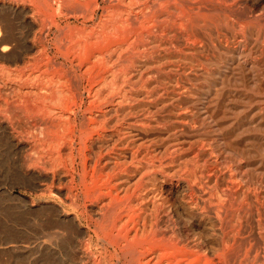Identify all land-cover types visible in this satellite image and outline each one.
<instances>
[{"label":"rangeland","instance_id":"374dc122","mask_svg":"<svg viewBox=\"0 0 264 264\" xmlns=\"http://www.w3.org/2000/svg\"><path fill=\"white\" fill-rule=\"evenodd\" d=\"M33 1L0 0V18H6L4 19V21H2V18V20L0 19V28L4 30L3 33L0 29V36L3 37L2 35H5L7 31H9V34L7 33V37H10L11 34L12 36H14L12 38L10 37V39L8 40L9 46H11V49L10 47L9 49L14 50H12L11 52L9 49H7L6 51L0 50L2 52L0 55V112H2L0 113V121L4 120V122L6 121V123H8L7 120L9 119V117V120H11L15 116L11 111L8 110L9 108L3 102L4 99L2 100V98L6 97L9 98V100H12L13 98L15 99L17 92L16 90H26L27 86L31 87L37 82L39 84V81L43 86H46L44 83L46 82L47 84L49 81L47 85L58 84L64 89L66 88V90L69 89L70 92H76L77 90L81 92V97L84 101L83 106L75 108V112H77L79 122L81 121L80 118L84 113L83 110L85 102H87L86 100H88L90 96V93L88 91L91 85L95 84L97 87L98 85H102L103 83V85L107 86V83L110 81L107 87H113L115 86V84L119 83L120 85L123 84V88H126L124 87V84L126 82L125 86L129 88H126V90L130 91L128 92V94L130 93V96L128 95V98H125L128 100V102L125 103V101L127 100H124L123 105L125 106L126 111L127 109H130V111L126 112V119L124 121L127 122L128 119V121H131L133 119H136L137 116H141L137 117L138 119H141L139 121L137 119L136 123L139 124L141 128L143 127L142 132L144 133L143 134L141 132L139 136L136 135L135 137L138 140H135L137 142L139 141V143H143V159L141 164H144L142 165L143 171L144 169L146 170L144 172L142 171L145 177H143L140 181L138 180L137 182L136 179H131L132 183L130 181V186L133 189L136 188L135 190L137 194L139 193L143 197L146 196L144 197V199L146 198L145 201H143L144 199L142 200L144 202L142 203V211L145 212L146 210V213H150L152 211V196L155 194L156 187L161 184L163 185V194L168 198V204L171 205V209H173V212L175 210L174 214H181L180 217H177L175 215L177 233L179 235L182 234L181 236L187 239L189 238L188 240H190V244L191 246H193V252L187 259L188 261H186V264H264V224L263 221L260 225L255 221L251 222L244 215V210H248L247 202H249V200L247 199V201L246 198L242 199L243 210L241 209L239 211L241 212L239 219H242L240 224L236 223V226L233 227L229 226L228 222L225 223L228 227L227 228L225 226V229L232 230L230 234L232 237L230 236V241L228 240L227 242L228 244L226 243L225 245H223L222 233H220L222 232L221 230L223 229V227L218 224L219 222L215 218V211H217V208L213 207L212 210L208 211L207 209L203 212V210H201V207L194 208L193 204H188L187 202H185V194L189 193L190 189L187 186L186 181L183 180V173H191V175H193L192 172H196L197 169L198 171L204 169V173H208L207 176L210 177L208 180V177H206L205 174L204 181L206 182V184L204 183V188L205 190L208 189L206 190V192H208V195L210 194L211 197L215 195L211 199L212 203L214 202V204H216L217 202L219 203V201L225 200L226 205L228 204V208H230L231 204H234L233 208H237L239 205L235 203L238 202L233 201V197L236 198L233 189H236V187L243 188L244 190H253L252 192L256 193L258 195V198L264 202V0H224V3L223 0L179 1L180 3L177 2L176 4V7L178 8L174 9L173 12L176 17H174L175 19L173 18L175 22L174 31H170V33H167L163 29L162 33H160L161 30L160 32L159 30L158 32L155 30L154 32L158 34V38L156 41L157 43L154 42L153 44L143 47L140 45L139 49L135 50L136 52L127 51L122 53L120 55V59L118 58V56H114L113 60L116 62H114V64L110 66V68H107L109 70H99L98 73L101 75H98L94 71L93 73H91L90 77L89 75H86L87 73L85 74V62H83L85 61V53L86 55H88L87 51L89 50V48L88 46L86 47V44L83 41H85L87 35L90 34V31L92 29L91 27L95 28L94 30L92 29L91 32L99 31V29L97 28L98 26L100 28V25L102 26V22L104 21L103 19L106 16L107 18H110L109 13H112V9L114 11L117 6H120L118 0H98V10L95 11L93 18L86 22H83L85 20L84 16L90 13V11L92 10L91 8H93L94 5V2L91 0H82L83 6L81 12L78 11L73 13V11L64 9L62 10L63 13L62 11H60V13L58 14L57 4L53 3V9H47L45 8V6L43 7V5L45 4L42 1H34V3L37 4V7L32 4ZM39 1L41 2V4ZM192 1L193 3L191 4L190 2ZM181 2H183V4L185 5L187 3V5H183ZM220 2H222V5ZM233 3L235 4V6ZM231 4L233 5V7H230L232 6ZM188 6H190V8H188ZM226 6L228 7L226 8ZM208 7L209 10H207ZM36 8H39L38 11ZM43 8H45L47 12ZM182 8L187 9V11L190 12L186 13L185 17L181 16ZM229 8L230 10H228ZM235 9H237L238 12ZM64 12L67 14L65 15ZM229 12H231V14H229ZM21 13L25 18H22L23 15ZM31 13L35 18L30 15ZM72 13L74 15H72ZM178 13L179 17L176 16ZM18 14L19 16H17ZM228 14L231 16H229ZM69 15L72 16L69 17ZM39 16L42 18H40ZM54 16L55 21H57L55 22V24L52 22ZM48 17L50 18L48 19ZM181 17L183 20H190L188 22H185L181 19ZM43 18L44 20H42ZM177 18L178 21L176 22ZM1 21L3 23L5 22L4 24L7 23L9 25H4ZM35 21L38 23H36ZM40 21H42L41 24H44L41 25ZM169 23L172 25L171 21ZM178 23L183 24V26L179 25ZM12 25L14 27H12ZM6 26L12 28L7 29ZM31 26H34L35 28ZM180 26L182 30L180 29ZM74 27H77L79 30L76 28V31L78 30L76 32ZM79 27H82V29H80ZM184 27H187V29L184 30ZM14 28L15 30H12ZM68 28L70 29L69 33H67L69 31ZM42 30L43 32H41ZM180 31H184V36L186 38H182L183 35H181V38L178 37V34L182 33ZM185 31H187V33L191 36H189ZM74 32L76 33V35H78L79 33L81 34L76 36ZM84 32L87 35H85ZM175 33L178 34L176 35ZM82 34L83 37L84 35L86 37L81 38ZM186 34L188 36H186ZM34 35L37 38H35ZM73 35L76 37H74ZM4 37H6V35ZM68 37H70V39H68ZM173 37L176 38L172 39ZM14 38H17L16 40L18 41L16 42ZM71 38L72 40H74L73 43H70L69 41L71 40ZM77 38H79V47L81 49H78V47L76 49L75 43L77 42V46L79 44ZM163 38L164 41H161ZM114 39L115 38L113 37V39L110 40L111 45H115L118 42L121 43V40ZM184 39L189 41L186 42ZM19 40L20 43H18ZM65 40H67L68 44ZM8 42H3L2 44H0V47L4 44H8ZM34 42L36 43V45L34 44ZM189 42L190 44H188ZM72 44H74L73 46L75 47L76 51H74V47L72 48ZM68 45H70V48ZM81 45L83 47H81ZM31 46L33 48H31ZM84 47H86V51L85 49H82ZM37 48L40 51L38 50L37 52ZM32 50H34L35 52ZM80 51L84 53L81 54ZM9 52L11 53V57ZM75 52L76 54L79 53V56L83 55L82 57L78 56V58L80 59H77L80 61H77V56L74 55ZM3 53L9 55H4ZM35 54H37L38 56L36 55L37 57H33H40L41 59L39 58L36 60L34 58V61L31 57ZM45 55L48 57V59H46L47 57H45ZM59 55H62L61 58ZM49 56L51 58H49ZM70 56H72V59L70 58ZM28 57L30 58L28 59ZM23 59L26 60L24 61ZM74 59H76L75 63L73 61ZM28 60L29 62H27ZM69 60H71V62ZM32 62L34 63L32 64ZM14 63H16V65ZM17 63H19V65H17ZM24 64L27 65L24 66ZM52 64H55V66H53ZM32 65L34 67V70L36 71H33ZM16 67L19 68L18 71ZM45 68L47 70H44ZM80 69H82V71ZM42 70L45 72L48 71V74L42 73ZM32 71L36 74L32 73ZM49 71L54 76L50 74ZM106 74H108L109 77ZM61 75L64 77H61V79L57 80V78H60ZM52 76L53 78H51ZM102 76H104V80ZM47 77L49 80H47ZM118 77L120 78V80L117 79ZM106 78L108 81L105 82ZM91 79L95 80V82H92ZM65 80H68L67 83H65ZM68 82L70 83L68 84ZM16 85H19V87L21 86V89ZM24 85H26V87ZM130 87H132V90L130 89ZM134 87L137 90L138 88L136 87H139V90H135ZM184 88L186 89L184 90ZM143 89H145V91H148L146 95L149 93L151 95L146 96L145 91H142ZM154 89L156 93L158 92L156 95L152 94L151 92ZM180 90L184 91L180 92ZM133 91H141L140 93H142V95L137 96L136 94H132L135 93ZM215 92L216 95L213 96ZM159 93H161V96L158 95ZM131 95H134V97H132ZM148 97L151 99V101ZM214 98L218 99V104L216 105L212 104V101L215 100ZM129 102L131 103V105ZM4 104L5 108H2V105L4 106ZM21 104L27 108V104ZM21 104L18 105L19 108H17V111L19 113V116L17 117L25 118L27 115L25 110L26 108L22 107ZM150 106H152V108ZM153 107H155V109ZM212 110L213 117H211L210 119L209 114H212ZM134 113L136 114V116H134ZM129 114H131V116ZM196 117L197 120L195 119ZM181 119L183 121H181ZM186 120L188 121V123ZM2 121L1 123L3 125L6 124ZM148 121L150 123H147ZM156 123L159 126H157ZM193 125L195 126V128ZM9 128L10 127H8V129ZM8 129L7 132L5 130L4 134V129L0 128V264H83L84 261L86 262L85 264H123L121 260L123 257H121V261L119 260V258H117L119 256L116 255L113 246L108 244V241L105 242V240L103 239H97L98 234L105 235V233L99 231L98 226L94 222H92L95 219L96 215L84 211L86 210L85 208H88L90 206L87 205L86 207L84 201L80 199L79 205L77 207L74 205L75 203L72 202V198L66 196V191L68 193L73 191L79 193L81 191L79 190L80 187L75 191L74 187H71V185L68 184V180L72 173L71 170H69V159L64 160L63 163H59L57 161L54 162V159L50 156L49 157L51 159L49 158V160L46 159V157L48 158V156L46 155L41 156V158L37 155L35 156L27 146L19 148L14 145V140L10 138L9 135L15 134L16 137L18 136V138L25 140L28 138L27 133L23 130L22 133H18L16 129ZM18 130L20 131V129ZM143 136H145L146 138ZM142 138L143 140H141ZM219 139H221V142ZM167 140L171 142L173 150L177 145V149L175 148L173 153V156L175 154V156L173 157L175 158L173 161V166L176 171L173 170V172L170 170L171 172H167V169L165 168H160L162 170L159 171L158 167L157 170L161 173V175L159 173L155 174L153 173L154 170L152 169V167H149L151 166V164L148 165V163H150V147H153L154 145V147H156V145L158 146L166 142ZM172 140L174 141V143L172 142ZM223 143H225V145ZM77 147H79V153H81L83 150L82 148H80L81 145L78 144ZM93 150L99 152L98 147H94ZM145 150L146 152H143ZM79 153H76L78 154V165L76 164V169L74 170V174H76L75 176L77 178L76 182L79 181V174L77 173H82V163L81 159L79 158ZM206 158L209 159L206 160ZM37 160L44 161L42 163L40 162L39 165V162ZM51 160L55 164L50 163ZM143 160L145 161V163ZM146 160H148L149 162ZM32 164L37 165H34L36 168ZM210 166L211 168H213V171H211L212 169L210 168ZM216 166H219V168H217ZM194 167L196 168V170H194ZM38 168H40L42 171ZM120 168L122 169V172L124 174H126V172H130V167L128 165L122 166ZM120 168H118L117 170H119ZM254 168H257V171H255ZM184 169L185 171H183ZM187 169H189V171ZM190 169L192 170L190 171ZM207 169L209 171H207ZM37 170H40L41 174L38 176V178H34L31 174L34 173L36 175ZM229 171H231L230 173L233 174V178ZM58 172H60L62 175L64 173V176H62L61 179V184L57 183L56 180L51 182L50 179H47L51 178V174H56ZM67 172L71 173L68 174ZM166 172L168 174L171 173L170 176H166ZM226 173H228L227 176L225 175ZM172 174L174 176L171 180V185V183L167 181L166 178L171 177ZM210 174L212 175L210 176ZM214 175H217V179ZM46 176L47 178L45 180ZM227 178L228 180H226ZM232 179L235 181H233ZM232 181L236 184H232ZM134 182L137 184L135 185ZM208 183L212 184L210 185ZM225 184H229L232 189L231 193L227 192L228 195L230 194L229 196H227L224 191V189L226 188ZM212 186H214L216 191H218L214 192V188H211ZM222 186H224L225 188ZM220 187L222 188L221 192L224 191V195L219 192V190H221ZM166 188L169 192L164 190ZM209 189L211 190V192ZM218 192L223 198H218L216 196ZM64 200L65 202H63ZM227 200L231 201L229 202ZM205 205L207 206V203ZM83 206H85V208ZM143 207L146 209H143ZM192 208L194 209V211ZM82 209H84L83 212ZM180 209H182L181 212L184 210V213H187V215H184L183 212L181 213L179 211ZM186 209L190 210L191 212H187ZM55 212L56 214L54 215ZM76 213L79 214L80 219L77 222L80 224L79 228L81 227L82 229H79L78 227L71 224L72 222L70 221V216L72 217ZM208 213L211 215L206 216V214ZM231 214L232 213L227 212V218L225 219H230L231 216L229 215ZM212 215L214 217H210ZM63 217H65V219ZM261 217L264 218L263 215H261ZM201 219L204 220L202 221ZM77 222L75 223L78 224ZM76 228H78V231H75ZM258 231L263 232V238H259L258 236H256ZM85 236L87 239L85 238ZM84 242H86V245ZM195 244H197V246H195ZM104 246H106V249L104 248ZM83 247L85 249H83ZM82 250L86 251H84L86 253L85 257H82V255L79 254ZM194 250H196L197 252ZM89 254L91 255L89 256ZM116 258L118 259V261Z\"/></svg>","mask_w":264,"mask_h":264},{"label":"bare ground","instance_id":"6f19581e","mask_svg":"<svg viewBox=\"0 0 264 264\" xmlns=\"http://www.w3.org/2000/svg\"><path fill=\"white\" fill-rule=\"evenodd\" d=\"M31 1V0H28ZM33 1V0H32ZM35 1V0H34ZM33 1V5L35 7H37V4H35ZM37 1V0H36ZM35 1V2H36ZM42 1L45 5H43V7L45 6V8L47 9H51L52 8V4H57V14L60 13V11L66 9L68 11H73L74 12H78V11H82V0H40ZM39 1V2H40ZM94 2L93 8H91L92 10L90 11V13H86L87 15L84 16L85 20L83 22H86L90 19L93 18V15L95 13L96 10H98V0H91ZM179 1H185V0H118L119 5L115 8V10L113 11L112 9V13H109L110 18H107V16L101 21L102 22V26L100 25V28L98 26L97 29H99V31H95V32H91L92 29L94 30L95 28L91 27V31L90 34L87 35L85 32L84 34L87 35V37L84 35V37H86V40L83 41L86 44V47L88 46L89 50L88 55H86L85 53V62L84 63V69H85V74L89 77L91 75V73H93L95 71V73H97L98 75H101L98 73V71H103L104 69L110 68V66H112L114 64L113 57L114 56H118V58L120 59V55L124 52L127 51H133L136 52L135 50L139 49V46L141 45L143 46H148L150 44H153L154 42L157 41L158 38V34L156 32H154L155 30L158 32L163 31V29L168 33H170V31H174V20L173 18L175 17L174 15V9L178 8L176 7L177 2L180 3ZM194 1V0H193ZM190 2L191 4L193 3ZM198 1V0H197ZM220 1V0H219ZM105 2V1H104ZM188 2V1H187ZM203 2V1H202ZM210 2V1H209ZM213 2V1H211ZM218 2V1H217ZM226 2V1H225ZM24 3V2H23ZM30 3V2H29ZM42 3V4H43ZM183 4V2H181ZM205 3V2H204ZM222 5V2H220ZM219 3V4H220ZM224 3V0H223ZM227 3V2H226ZM17 4V3H16ZM25 4V3H24ZM41 4V2H40ZM213 4V3H212ZM234 4V3H233ZM88 5V4H87ZM111 5V4H110ZM185 5V4H183ZM187 5V3H186ZM185 5V6H186ZM189 5V4H188ZM205 5V4H204ZM207 5V4H206ZM232 5V4H231ZM32 6V5H30ZM192 6V5H191ZM195 6V5H194ZM193 6V7H194ZM203 6V5H201ZM209 6V5H208ZM235 6V4H234ZM12 7V5H11ZM24 7V5H23ZM29 7V5H28ZM106 7V6H105ZM200 7V6H199ZM211 7V5H210ZM216 7V6H215ZM219 7V6H218ZM228 6H226L227 8ZM230 7H233L230 6ZM16 8V6H15ZM20 8V7H19ZM27 8V7H26ZM43 8V9H45ZM184 8V7H183ZM181 9L182 13L181 16L185 17L186 13H188L189 11H187V9ZM188 8H190V6H188ZM205 8V7H204ZM23 9V8H22ZM20 9V10H22ZM37 9V8H36ZM39 9V8H38ZM37 9V11H38ZM53 9V8H52ZM106 9V8H105ZM199 9V8H197ZM206 9V8H205ZM222 9V8H221ZM10 10V9H9ZM15 10V9H14ZM25 10V9H24ZM46 10V9H45ZM111 10V9H110ZM209 10V7L208 9ZM230 10V8L228 9ZM226 10V11H228ZM237 10V9H235ZM52 11V10H51ZM107 11V10H106ZM225 11V12H226ZM233 11V10H232ZM231 11V12H232ZM12 12V11H11ZM18 12V11H17ZM27 12V11H25ZM29 12V9H28ZM33 12V10H32ZM35 12V11H34ZM44 12V11H43ZM47 12V10H46ZM231 12H229V14H231ZM238 12V10H237ZM19 13V12H18ZM37 13V12H36ZM63 13V11H62ZM65 13V12H64ZM72 13V15H74ZM85 13V12H84ZM106 13V12H105ZM190 13V12H189ZM193 13V12H192ZM191 13V14H192ZM236 13V12H235ZM22 14V13H21ZM20 14V15H21ZM26 14V13H25ZM43 14V13H42ZM67 13H65L66 15ZM228 14V15H229ZM23 15V14H22ZM21 15V16H22ZM32 15V13L30 14ZM29 15V16H30ZM45 15V14H44ZM72 15H69L72 16ZM179 13L176 15L177 17ZM238 15V13H237ZM236 15V16H237ZM2 16V15H1ZM19 16V14L17 15ZM36 16V15H35ZM49 16V15H48ZM64 16V15H63ZM231 16V15H229ZM27 17V16H26ZM31 17V16H30ZM28 17V18H30ZM33 17V15H32ZM38 17V15H37ZM40 17V16H39ZM81 17V16H80ZM238 17V16H237ZM2 18V17H1ZM0 18V19H1ZM11 18V17H10ZM22 18H25L24 15L22 16ZM35 18V17H33ZM42 18V17H40ZM46 18V16H45ZM50 17H48L49 19ZM53 18V17H51ZM65 18V17H64ZM76 18V17H75ZM141 18V19H139ZM176 18V17H175ZM174 18V19H175ZM187 18V17H186ZM185 18V19H186ZM189 18V17H188ZM3 19V18H2ZM1 19V20H2ZM6 19V18H4ZM4 19L2 21H4ZM180 19V18H179ZM182 19V17H181ZM8 20V18H7ZM24 20V19H23ZM34 20V19H33ZM32 20V21H33ZM44 20V18L42 19ZM47 20V19H46ZM58 20V18H57ZM114 20V23H113ZM183 20V19H182ZM190 20V19H189ZM188 20V21H189ZM198 20V19H197ZM1 21V22H2ZM6 21V20H5ZM27 21V20H26ZM31 21V20H30ZM37 21V20H36ZM35 21V22H36ZM49 21V20H48ZM171 21L172 25L169 23ZM178 21V18L176 19V22ZM183 21H187V20H183ZM187 21V22H188ZM12 22V21H11ZM28 22V21H27ZM42 21H40L41 24ZM45 22V21H44ZM52 22L55 24V16L52 20ZM81 22V21H80ZM100 22V23H101ZM5 23V22H4ZM2 22V24H4ZM38 23V22H36ZM7 24V23H6ZM4 24V25H6ZM44 24V23H42ZM41 24V25H42ZM179 24V23H178ZM185 24V23H184ZM9 25V24H7ZM31 25V24H29ZM35 25V24H34ZM182 25L183 24H179ZM87 26V25H86ZM89 26V25H88ZM97 26V25H96ZM3 27V26H1ZM5 27V26H4ZM7 27V26H6ZM12 27H14L12 25ZM11 27V28H12ZM34 27V26H31ZM40 27V26H39ZM48 27V26H47ZM50 27V26H49ZM78 27V26H77ZM76 27V28H77ZM95 27V26H94ZM10 27H7V29ZM10 28V29H11ZM35 28V27H34ZM42 28V26H41ZM75 28V27H74ZM75 28V31H76ZM80 28V27H79ZM84 28V25H83ZM177 28V27H176ZM185 28V27H184ZM1 29V28H0ZM6 29V28H5ZM9 29V30H10ZM33 29V28H32ZM39 29V28H38ZM44 29V27H43ZM69 29V28H68ZM78 29V28H77ZM82 29V27L80 28ZM181 29V26H180ZM187 27L184 29L186 30ZM12 30H15L12 29ZM35 30V29H34ZM79 30V29H78ZM77 30V31H78ZM177 30V29H176ZM182 30V29H181ZM1 31L4 33V30L1 29ZM37 31V30H36ZM76 31V32H77ZM89 31V30H87ZM6 32V31H5ZM43 32V30L41 31ZM40 32V33H41ZM70 32V29L67 33ZM178 32V31H177ZM182 32V31H180ZM187 33V31H185ZM191 32V31H190ZM189 32V33H190ZM2 33V34H3ZM7 33L9 34V31H7ZM7 33L5 34L7 37ZM37 33V32H36ZM39 33V34H40ZM72 33V32H71ZM79 33V32H78ZM89 33V32H88ZM165 33V32H164ZM74 34L76 35V33L74 32ZM81 33H79L78 35H80ZM176 35L178 33H175ZM180 34V35H179ZM178 37L181 38V35H183L182 38H184V31L182 33H179ZM188 34V33H187ZM186 34V36H188ZM5 35H2L3 37L0 36V44H2L3 42H8V40L10 39V37H14L11 36L8 38L4 37ZM67 35V34H66ZM76 35V36H78ZM172 35V33H171ZM16 36V35H15ZM35 36V35H34ZM39 36V35H38ZM68 36V35H67ZM74 36V35H73ZM72 36V37H73ZM74 36V37H76ZM164 36V34H163ZM175 36V35H174ZM191 36V35H189ZM17 37V36H16ZM80 37V36H79ZM83 34L81 38H84ZM113 37L115 38L114 40H121V43H114L115 45H111L110 40L113 39ZM168 37V35H167ZM18 38V37H17ZM17 38H14L15 41L17 42L18 40H16ZM35 38H37L35 36ZM64 38V37H63ZM176 37H173L172 39H174ZM178 38V39H179ZM186 38V37H185ZM19 39V38H18ZM39 39V38H38ZM68 39H70V37H68ZM75 39V38H74ZM188 39V38H187ZM34 40V38H33ZM36 40V39H35ZM77 40L79 41V38H77ZM75 40V41H77ZM83 40V39H82ZM81 40V42H82ZM171 40V38H170ZM185 40V39H184ZM183 40V41H184ZM11 41V40H10ZM38 41V40H37ZM35 41V42H37ZM63 41V40H62ZM67 43V40H65ZM70 43L74 40H69ZM159 41V39H158ZM164 41V38L161 40ZM167 41V40H165ZM178 41V40H177ZM176 41V42H177ZM186 42H188L189 40H185ZM33 42V41H32ZM34 42V44L36 45V43ZM64 42V41H63ZM182 42V41H181ZM15 43V42H14ZM20 43V40L19 42ZM69 43V44H70ZM78 46H77V42L75 43L76 45V49L78 47V49H81L79 47L80 45V41L78 42ZM110 43V44H109ZM157 43V42H156ZM161 43V42H160ZM159 43V44H160ZM164 43V42H163ZM180 43V42H179ZM184 43V42H183ZM31 44V43H30ZM32 44V45H34ZM39 44V43H38ZM68 44V43H67ZM82 44V43H81ZM135 46H134V45ZM190 44V42L188 43ZM12 45V44H10ZM41 45V44H40ZM74 44H72V48ZM83 45V44H82ZM81 45V47H83ZM157 45V44H156ZM16 46V45H15ZM14 46V48H15ZM43 46V45H42ZM70 48V45H68ZM159 46V45H158ZM11 49V46H9V42L8 44H4L0 47L1 51H6L7 49ZM17 47V46H16ZM82 48L83 50L86 48ZM194 47V46H193ZM29 48V46H28ZM31 48H33L31 46ZM43 48V47H42ZM46 48V47H45ZM44 48V49H45ZM68 48V49H69ZM71 48V50H72ZM141 48V47H140ZM147 48V47H146ZM150 48V47H149ZM9 49V50H10ZM43 49V50H44ZM75 47H74V51H76ZM143 49V48H142ZM14 50V49H12ZM10 50V52L12 51ZM35 50V49H34ZM32 50V51H34ZM38 48H37V52H38ZM70 50V51H71ZM82 50V51H83ZM0 51V55L1 52ZM40 51V50H39ZM46 51V50H45ZM73 51V52H74ZM81 52V54H83ZM86 51V49H85ZM9 52V53H10ZM35 52V51H34ZM59 52V51H58ZM78 52V50H77ZM8 53V52H7ZM50 53V52H49ZM64 53V52H63ZM67 53V52H66ZM70 53V52H69ZM72 53V52H71ZM4 54V53H3ZM2 54V55H3ZM42 54V52H41ZM47 54V53H46ZM55 54V53H53ZM58 54V53H56ZM74 54V53H73ZM79 54V53H78ZM78 54H75L78 58ZM127 54V53H126ZM4 55H9V54H4ZM26 55V53H25ZM23 55V56H25ZM37 54L35 55H30L31 58H33V60L35 61V59H39L36 58ZM40 55V54H39ZM72 55V54H71ZM36 56V57H33ZM52 56V55H51ZM60 56V55H59ZM62 56V55H61ZM60 56V58H61ZM66 56V55H65ZM81 56V55H80ZM79 56V57H80ZM83 56V55H82ZM81 56V57H82ZM6 57V56H5ZM10 57H11V53H10ZM27 57V56H25ZM28 57V59L30 58ZM45 57H47L45 55ZM75 57V56H73ZM3 58V57H2ZM7 58V57H6ZM20 58V57H19ZM35 58V59H34ZM43 58V57H42ZM49 58H51L49 56ZM53 58V57H52ZM69 58V57H68ZM65 58V59H68ZM70 58L72 59V56H70ZM83 58V59H84ZM21 59V58H20ZM41 59V58H40ZM48 59V57L46 58ZM57 59V58H56ZM76 59H74V63L76 62ZM80 59V58H78ZM77 61H80L78 60ZM82 59V58H81ZM124 59V57H123ZM126 59V58H125ZM24 60V59H23ZM26 60V59H25ZM24 60V61H25ZM44 60V59H43ZM42 60V61H43ZM10 61V60H9ZM14 61V60H12ZM23 61V62H24ZM39 61V60H38ZM60 61V59H59ZM71 62V60H69ZM29 62V60L27 61ZM41 62V61H40ZM39 62V63H40ZM63 62V61H62ZM25 63V62H24ZM34 62H32L33 64ZM80 63V62H79ZM16 65V63H14ZM29 64V63H28ZM31 64V62H30ZM50 64V63H49ZM73 64V63H72ZM17 65H19V63H17ZM27 64H24V66ZM42 65V64H41ZM53 65V64H52ZM51 65V66H52ZM64 65V64H63ZM70 65V64H69ZM76 65V64H74ZM78 65V64H77ZM45 66V65H43ZM55 66V64L53 65ZM52 66V67H53ZM71 66V65H70ZM33 67V65H32ZM36 67V66H35ZM42 67V66H41ZM80 67V66H79ZM64 68V67H63ZM68 68V66H67ZM83 68V67H82ZM17 71H18V67H16ZM21 69V68H20ZM41 69V68H40ZM54 69V68H53ZM60 69V68H59ZM44 70H47L46 68ZM57 70V69H56ZM76 70V69H75ZM82 71V69H80ZM109 70V69H107ZM33 71L34 67H33ZM32 71V73H34ZM39 71V70H38ZM43 71V70H42ZM41 71V72H42ZM15 72V71H14ZM22 72V71H19ZM18 72V73H19ZM58 72V71H57ZM67 72V71H66ZM78 72V71H77ZM84 72V71H83ZM82 72V75H83ZM215 72V71H214ZM40 73V72H39ZM42 73H47L48 71H43ZM41 73V74H42ZM50 73V71H49ZM54 73V72H53ZM111 73V71H110ZM36 74V73H34ZM52 74V73H50ZM68 74V73H67ZM109 74V73H108ZM108 74H106L108 76ZM26 75V74H25ZM39 75V74H38ZM53 75V74H52ZM64 75V74H63ZM80 75V74H79ZM105 75V74H104ZM37 76V75H36ZM47 76V75H46ZM49 76V75H48ZM54 76V75H53ZM53 76L51 78H53ZM93 76V75H92ZM50 77V76H49ZM61 77L64 76H60V78H57V80L61 79ZM86 77V76H84ZM101 77V76H100ZM103 80H104V76ZM106 77V76H105ZM109 77V76H108ZM205 77V76H204ZM35 78V77H33ZM55 78V77H54ZM75 78V77H74ZM92 78V77H91ZM66 79V76H65ZM85 79V78H84ZM95 79V78H94ZM97 79V78H96ZM102 79V78H100ZM117 79L120 80V78L118 77ZM47 80L48 77H47ZM52 80V79H51ZM50 80V83H51ZM56 80V79H55ZM75 80V79H74ZM87 80V78H86ZM92 80V79H91ZM124 80V79H123ZM16 81V80H15ZM54 81V80H53ZM66 81V80H65ZM68 81V80H67ZM67 81L65 83H67ZM95 82V80H92V82ZM108 81L107 78L105 80V82ZM115 81V80H114ZM126 81V80H125ZM28 82V81H27ZM60 82V81H58ZM91 82V83H92ZM104 82V83H105ZM110 82V81H109ZM109 82L107 83L109 85ZM49 83V81H48ZM47 83V84H48ZM56 83V82H55ZM70 82H68L69 84ZM87 83V82H86ZM113 83V82H112ZM124 83V82H121ZM128 83V82H127ZM30 84V82H29ZM28 84V85H29ZM33 84V83H32ZM31 84V85H32ZM46 86H43L39 84L38 82L33 86L29 87L26 85H24L26 87V90H16V96L15 99L13 98L12 100L9 98L4 97L2 94V96L4 98H2L3 102L6 104V106L9 108L8 110L11 111L14 115V120H7L8 123H6V121L4 122V120L2 121L3 123L6 124H2L0 121V128L4 129V134H5V130L7 132L8 127L13 128L14 130L16 129L18 133H22V130L25 131L27 133L28 138L25 140H22L20 138H18V136L16 137L15 134H9L10 138H12L14 141V145H16L17 147H24L27 146L28 149L30 151H32L34 153V155L39 156L41 158V156H48V158L46 157V159L49 160V158H53L54 162L57 161L59 163H63L64 160L69 159V170H71V176L68 180V184L71 185V187H74V190L76 191L77 188L80 187L79 190H81L79 193L78 192H70L68 193L66 191V196L71 197L72 198V202H74L75 206L78 207L79 205V201L80 199H82L84 201L85 206L88 208H85V206H83L86 210L82 209L86 211V212H90L93 213L94 215H96L95 219L92 221L94 222L98 228L99 231L105 233V235H100L98 234V238L103 239L106 241H108V244L113 246L114 252L116 253V255H118L119 260L121 259V257H123L122 263L123 264H186L188 261L187 259L189 258V256L191 255L192 251V247L190 244V240H188L187 238L181 236L182 234H178L177 230H176V218L173 209H171V205L168 204V198L166 196H164L163 194V185H158L155 189V194L152 196L153 200H151L152 202V211L150 213H146L142 211V203H144L143 201H145L144 197L146 196H142L139 193H136V188H132L130 186V181L132 183L131 179H136V182L139 180H142L144 176L143 172L146 171L144 169L143 171V166L144 164L142 163V145L143 143H139V141L137 142L136 140V135L139 136V134L143 131V127L141 128L139 124H137V117H141V116H137L136 119H133L131 121H124L126 118V112L130 111V109L126 111L125 106L123 105V101L127 100L125 99L126 97L128 98V92H130L129 90H126V88H128L127 86L123 88L122 85L123 84H115V86L113 87H107L106 85H98L96 87V85H91L89 88V93L90 96L88 98V100H86L87 102H85V106H84V113L83 116L80 118L81 121H78V116H77V112H75V108L77 107H81L83 106V99L81 97V92L80 91H74V92H70L69 89L66 90V88L64 89L63 87H61L60 85H47L46 82L44 83ZM60 84V83H59ZM64 84V83H63ZM62 84V85H63ZM90 84V83H89ZM100 84V83H98ZM23 85V84H22ZM87 85V84H86ZM206 85V83H205ZM19 87V85H16ZM23 86V87H24ZM94 86V87H93ZM111 86V85H110ZM130 86V85H129ZM21 87V86H20ZM19 87V88H20ZM22 87V88H23ZM24 87V88H25ZM29 87V88H28ZM68 87V86H65ZM83 87V86H82ZM81 87V88H82ZM147 87V86H146ZM23 88V89H24ZM86 88V87H85ZM132 87H130L131 89ZM139 90V87H136ZM143 88V87H141ZM145 88V87H144ZM148 88V87H147ZM146 88V89H147ZM150 88V87H149ZM188 88V87H187ZM16 89V88H15ZM21 89V88H20ZM71 89V88H70ZM129 89V88H128ZM135 89V87H134ZM163 89V88H162ZM186 88H184L185 90ZM189 89V88H188ZM187 89V90H188ZM217 89V88H216ZM14 90V89H13ZM72 90V89H71ZM81 90V89H80ZM132 90V89H131ZM137 90V89H135ZM137 90V91H138ZM184 90H180L184 91ZM136 91V92H137ZM142 91H145V89H143ZM5 92V91H4ZM135 92V91H133ZM132 93V94H136L138 95H142V93L137 92V93ZM152 94L156 95V91L155 89L151 91ZM179 92V91H178ZM193 92V91H192ZM88 93V94H89ZM146 93H148V91H145V95ZM173 93V92H172ZM169 94V93H168ZM188 94V92H187ZM151 94H147L146 96H150ZM159 96H161V93L158 94ZM167 95V94H166ZM186 95V94H185ZM216 95V92L213 94V96ZM1 96V97H2ZM87 96V95H86ZM130 96V95H129ZM132 97H134V95H131ZM169 96V95H168ZM172 96V95H171ZM177 96V95H176ZM197 96V95H195ZM212 96V95H211ZM141 97V96H140ZM152 97V96H151ZM155 97V96H154ZM165 97V96H164ZM173 97V96H172ZM131 98V97H130ZM129 98V100H130ZM149 98V97H148ZM147 98V100H148ZM176 98V97H175ZM1 99V98H0ZM132 99V98H131ZM150 99V98H149ZM153 99V98H152ZM215 100L212 101V104L216 105L218 104V99L214 98ZM16 100V101H15ZM146 100V99H145ZM154 100V99H153ZM152 100V101H153ZM151 101V99H150ZM169 101V100H168ZM209 101V99H208ZM128 102L125 101V103ZM140 102V101H139ZM172 102V101H171ZM21 103H25L27 104V108L24 107ZM130 103V102H129ZM128 103V104H129ZM176 103V102H175ZM1 104V103H0ZM3 104V103H2ZM5 104L4 106L2 105V108H5ZM22 105V107L26 108V117L25 118H19L17 116H19V113L17 111L18 105ZM136 104V103H135ZM157 104V102H156ZM169 104V103H168ZM208 104V103H207ZM131 105V103H130ZM134 105V104H133ZM139 105V104H138ZM200 105V104H199ZM1 106V105H0ZM144 106V105H142ZM149 106V105H148ZM181 106V105H180ZM137 107V106H136ZM152 108V106H150ZM164 107V106H163ZM130 108V107H129ZM142 108V107H141ZM155 109V107H153ZM7 109V108H6ZM4 109V110H6ZM138 109V108H137ZM79 110V109H78ZM135 110V109H134ZM174 110V109H173ZM133 111V110H132ZM150 111V110H149ZM180 111V110H179ZM189 111V110H188ZM187 111V112H188ZM4 112V111H3ZM169 112V111H168ZM183 112V110H182ZM181 112V113H182ZM185 112V113H187ZM206 112V111H205ZM2 113V112H0ZM7 113V112H6ZM136 113V112H135ZM134 113V114H135ZM149 113V112H148ZM147 113V114H148ZM194 113V112H193ZM192 113V114H193ZM9 114V113H8ZM7 114V115H8ZM24 114V113H23ZM79 114V113H78ZM137 114V113H136ZM136 114L134 116H136ZM152 114V113H151ZM150 114V115H151ZM131 116V114H129ZM146 115V113H145ZM222 115V113H221ZM2 116V115H1ZM192 116V115H191ZM3 117V116H2ZM148 117V116H147ZM209 117L211 119V117H213V110H212V114H209ZM8 118V117H6ZM129 118V117H128ZM161 118V117H160ZM141 119V118H140ZM138 119V121L140 120ZM143 119H144V115H143ZM142 119V120H143ZM151 119V117H150ZM154 119V117H153ZM165 119V118H164ZM197 120V117L195 118ZM136 120V121H135ZM141 120V121H142ZM135 121V122H134ZM144 121V120H143ZM181 121H183L181 119ZM187 121V120H186ZM171 122V121H170ZM185 122V121H184ZM206 122V121H205ZM132 123V124H131ZM143 123V122H142ZM141 123V124H142ZM145 123V122H144ZM147 123H150L149 121ZM188 123V121H187ZM154 124V123H153ZM157 124V123H156ZM152 125V124H151ZM170 125V124H169ZM192 125V124H191ZM26 126V127H25ZM148 126V125H146ZM154 126V125H153ZM157 126H159L157 124ZM194 126V125H193ZM150 127V125H149ZM202 127V126H201ZM219 127V126H218ZM9 128V129H10ZM147 128V127H146ZM161 128V127H160ZM166 128V127H165ZM192 128V127H191ZM195 128V126H194ZM8 129V130H9ZM20 129V131L18 130ZM149 129V128H148ZM152 129V128H151ZM154 129V128H153ZM184 129V128H183ZM193 129V128H192ZM157 130V129H155ZM161 130V129H160ZM175 130V129H174ZM12 131V130H10ZM145 131V130H144ZM210 131V130H209ZM9 133V131H8ZM143 133V132H142ZM150 133V132H149ZM153 133V132H152ZM155 133V132H154ZM160 133V132H159ZM166 133V132H165ZM180 133V132H179ZM253 133V132H252ZM7 134V133H6ZM144 134V133H143ZM156 134V133H155ZM8 135V134H7ZM158 135V134H157ZM222 135V134H221ZM149 136V135H148ZM9 137V136H8ZM135 137V138H134ZM145 137V136H143ZM164 137V136H163ZM172 137V136H171ZM139 138V137H138ZM146 138V137H145ZM182 138V137H181ZM180 138V139H181ZM185 138V137H184ZM136 139V140H135ZM169 139V138H168ZM171 139V138H170ZM179 139V140H180ZM183 139V138H182ZM189 139V138H187ZM256 139V138H255ZM140 140V139H139ZM143 140V138L141 139ZM221 142V139H219ZM258 140V139H257ZM145 141V140H144ZM143 141V142H144ZM153 141V140H152ZM172 142L174 143V141L172 140ZM149 143V142H146ZM80 144L83 150L81 153H79V147H77V145ZM177 144V143H176ZM225 145V143H223ZM147 145V144H146ZM151 146V145H150ZM155 146V145H154ZM150 147L149 150V160L152 169L154 170L153 173H159L161 175V173L159 172L160 168H165L168 171H176L174 166H173V161L175 158H173L175 156H173L174 150L176 148V146L172 147V144L169 140H167L166 142L160 144V145H156V147ZM94 147H98L99 148V152H96L93 150ZM180 147V146H179ZM147 149V148H146ZM149 149V148H148ZM177 149V148H176ZM225 150V149H224ZM79 153V158L81 159V163H82V173H77L79 174V181L76 182V174H74V170L76 169V164H77V158H78V154ZM143 152H146L143 151ZM32 153V154H33ZM96 155V157H95ZM50 156V157H49ZM144 156V155H143ZM196 156V155H195ZM221 156V155H220ZM148 157V156H147ZM50 158V159H51ZM37 159V158H36ZM43 159V158H42ZM45 159V157H44ZM52 159V160H53ZM146 159V158H144ZM209 159V158H208ZM206 158V160H208ZM50 163H54V162ZM39 162L42 163L43 161L41 160H37ZM144 161V160H143ZM210 161V160H209ZM226 161V160H225ZM37 162V163H38ZM67 162V161H66ZM208 162V161H207ZM145 163V161H144ZM209 163V162H208ZM217 163V161H216ZM55 164V163H54ZM223 164V163H222ZM33 166L35 164H32ZM52 165V164H51ZM78 165V164H77ZM129 166L130 167V172L126 174H124L122 172V169L120 167L122 166ZM146 165V166H148ZM37 166V165H35ZM34 166V167H35ZM68 166V165H67ZM199 166V165H198ZM58 167V166H57ZM159 167V171L157 170V168ZM217 168H219V166H216ZM32 168V167H31ZM36 168V167H35ZM41 168V167H40ZM38 168V169H40ZM44 168V167H43ZM66 168V167H65ZM118 168H120L119 170H117ZM174 168V169H173ZM197 168V166H196ZM196 168L194 167V170H196ZM202 168V167H200ZM205 168V166H204ZM207 168V167H206ZM209 168V167H208ZM211 168V166H210ZM54 169V167H53ZM79 169V168H78ZM147 169V168H146ZM213 171V168H211ZM41 170V169H40ZM37 170L36 175L33 173L31 174L34 178H38V176L41 174V171ZM45 170V169H44ZM67 170V169H66ZM128 170V171H129ZM189 171V169H187ZM192 169H190L191 171ZM204 170V169H203ZM203 170H199L197 169V171L193 173V175L188 174H184L183 171H185V169L182 171L183 173V180L186 181L187 186L190 189V192L185 194L184 197V201L187 202L188 204H193L194 208H199L201 207L204 211H206L208 209V211L212 210L213 207L217 208V211H215V218L218 220V224H220L223 229L221 230L222 232V242L223 245H225L228 240L230 241V234L232 232V230L230 229H225L226 226V222H228L229 226H236V223L240 224L241 220L239 219L240 213L239 212L242 209L243 206V198L246 200L248 199L249 202L247 205L248 210H244V215L246 216V218H248L251 222L255 221L257 224H261V222L263 221L264 224V218L261 217V215H263L264 217V202L262 200H260L258 198V195L254 192H252L253 190H244L243 188H239L236 187V189L234 190V194L236 195V198L233 197V201L234 202H238L235 203L237 205H239L237 208H233L234 204L230 205V208H228V204L226 205L225 200L219 201V203L217 202L216 204H214V202H211L212 197L210 196V194L208 195V192H206V189L204 188V185L206 184V182L204 181L205 179V174ZM226 170V169H225ZM224 170V171H225ZM255 171H257V168H254ZM47 171V170H46ZM55 171V170H54ZM65 171V170H64ZM79 171V170H78ZM77 171V172H78ZM125 171V170H124ZM127 171V170H126ZM143 171V172H142ZM165 171V170H164ZM170 171V172H171ZM173 171V172H174ZM207 171H209L207 169ZM57 172V171H56ZM61 172V171H60ZM58 172V173H53L51 174V178H47V176L45 177L47 179H50L51 182H53L54 180L57 181V183L61 184V179L63 175ZM66 172V171H65ZM166 172V173H167ZM231 171H229L230 173ZM44 173V171H43ZM68 173V172H67ZM68 173V174H70ZM147 174V172H146ZM171 174V173H170ZM170 174H166V176H170ZM178 174V173H177ZM208 174V173H207ZM207 179L209 180V176ZM213 174V173H212ZM210 174V176L212 175ZM228 173H226L225 175L227 176ZM231 176L233 175L232 173H230ZM47 175V174H46ZM66 175V174H65ZM180 175V173H179ZM182 175V174H181ZM224 175V176H225ZM67 176V175H66ZM173 174L171 177L166 178L167 181H169L170 183L172 182V178H173ZM215 176V175H214ZM217 176V175H216ZM215 176V177H216ZM221 176V175H220ZM223 176V177H224ZM42 177V176H41ZM57 177V178H55ZM147 177V175H146ZM222 177V178H223ZM233 178V176H232ZM40 179V178H39ZM65 179V180H66ZM217 179V177H216ZM214 179V180H216ZM41 180V179H40ZM177 180V179H176ZM228 180V178L226 179ZM231 180V179H229ZM233 180V179H232ZM235 181V180H233ZM232 181V184H234L235 182ZM64 182V181H63ZM66 182V181H65ZM162 182V181H160ZM230 182V181H229ZM244 182V181H243ZM50 183V182H49ZM135 183V182H134ZM205 183V184H204ZM222 183V182H220ZM227 183V181H226ZM51 184V183H50ZM67 184V183H66ZM137 183H135L136 185ZM159 184V183H158ZM179 184V183H178ZM183 184V183H181ZM208 184H212V183H208ZM236 184V183H235ZM234 184V185H235ZM52 185V184H51ZM54 185V184H53ZM79 185V186H78ZM172 185V183H171ZM209 185V186H210ZM221 185V184H220ZM232 185V186H234ZM240 185V184H239ZM244 185V184H243ZM66 186V185H65ZM138 186V185H137ZM156 186V185H155ZM246 186V185H245ZM51 187V186H50ZM59 187V186H58ZM68 187V186H67ZM135 187V186H134ZM167 187V186H165ZM170 187V186H169ZM218 187V186H217ZM216 187V188H217ZM224 187V186H222ZM226 187V188H225ZM225 193L228 195V193L232 192L231 187L229 186V184H225ZM132 188V189H131ZM208 188V187H207ZM211 188H214V186H212ZM221 188V187H220ZM170 189V188H168ZM173 189V188H172ZM218 189V188H217ZM52 190V189H51ZM56 190V189H55ZM59 190V189H58ZM72 190V189H71ZM166 191V189H164ZM210 190V189H209ZM139 191V189H138ZM216 191V189L214 188V192ZM218 191V190H217ZM216 191V192H217ZM222 191L219 190V192ZM223 191V192H224ZM56 192V191H54ZM169 192V191H168ZM188 192V191H187ZM211 192V190H210ZM219 192L216 194V196L218 198L222 197L221 194L224 195L223 192H221V194H219ZM228 192V193H227ZM142 194V193H141ZM143 194H144V189H143ZM148 194V193H147ZM169 194V193H168ZM63 195V194H62ZM149 195V194H148ZM208 195V196H207ZM226 196V195H225ZM226 196V197H227ZM143 197V198H142ZM225 197V198H226ZM148 198V196H147ZM223 198V197H222ZM221 198V199H222ZM224 198V199H225ZM230 198V197H229ZM232 198V197H231ZM144 199V200H143ZM216 199V198H215ZM214 199V200H215ZM263 199V198H262ZM81 200V201H82ZM143 200V201H142ZM149 200V198H148ZM146 200V201H148ZM247 200V201H248ZM62 201V200H61ZM200 201V202H199ZM216 201V200H215ZM229 201V200H227ZM231 201V200H230ZM229 201V202H230ZM54 202V201H53ZM65 202V200L63 201ZM62 202V203H63ZM246 202V201H245ZM207 203V206L205 205ZM51 204V202H50ZM70 204V203H69ZM149 204V203H148ZM145 205V204H144ZM184 205V204H183ZM187 205V204H186ZM202 205V206H200ZM60 206V205H59ZM66 206V205H65ZM64 206V207H65ZM182 206V205H181ZM192 206V205H191ZM206 206V207H205ZM52 207V205H51ZM193 207V206H192ZM61 208V207H60ZM69 208V207H68ZM181 208V207H180ZM205 208V209H204ZM47 209V208H46ZM65 209V208H64ZM143 209H146L143 207ZM184 209V208H183ZM191 209V208H190ZM193 209V208H192ZM149 210V209H148ZM182 209H180L179 211L181 212ZM187 212L189 211V213L191 212L190 210L186 209ZM199 210V209H198ZM197 210V211H198ZM243 210V209H242ZM51 211V209H50ZM64 211V210H63ZM74 211V210H73ZM194 211V209H193ZM148 212V211H147ZM184 213V210L182 211ZM181 212V213H182ZM200 212V211H199ZM202 212V213H203ZM212 212V211H211ZM227 212L232 213L231 218L230 219H225L227 218ZM243 212V211H242ZM53 213V212H52ZM73 213V212H72ZM56 214V212L54 213V215ZM74 214V213H73ZM81 214V213H80ZM88 214V213H87ZM187 215V213H184V215ZM197 214V213H196ZM201 214V212H200ZM68 215V214H67ZM84 215V214H83ZM89 215V214H88ZM165 215V216H164ZM180 213L178 215H176L177 217H180ZM202 215V214H201ZM204 215V214H203ZM207 215H211V214H206ZM66 216V215H65ZM196 216V215H195ZM61 217V216H60ZM184 217V216H183ZM210 217H214L213 215ZM65 219V217H63ZM67 218V217H66ZM166 218V219H165ZM203 218V217H202ZM68 219V218H67ZM79 214L76 213L74 216H70V221L72 222L71 224H73L74 226L78 227L80 226V224L77 222L79 220ZM195 219V218H194ZM198 219V218H196ZM205 219V218H204ZM203 219V220H204ZM214 219V218H213ZM212 219V220H213ZM62 220V219H61ZM202 220V219H201ZM202 220V221H203ZM240 220V221H239ZM246 220V219H245ZM65 221V220H64ZM82 221V220H81ZM186 221V220H185ZM192 221V220H191ZM75 222H77L78 224H76ZM187 222V221H186ZM199 222V221H198ZM217 222V221H216ZM188 223V222H187ZM215 223V222H214ZM191 224V223H190ZM217 224V223H216ZM95 226V225H94ZM191 226V225H190ZM96 227V226H95ZM94 227V228H95ZM227 227V226H226ZM69 228V226H68ZM76 228L75 231L78 229ZM81 228V227H80ZM79 228V229H80ZM97 228V227H96ZM228 228V227H227ZM261 228V227H260ZM82 229V228H81ZM192 229V228H191ZM239 229V228H238ZM259 229V228H258ZM85 230V229H84ZM83 230V231H84ZM87 230V229H86ZM94 230V229H93ZM107 230V231H105ZM244 230V229H243ZM260 230V229H259ZM78 231V230H77ZM82 231V230H81ZM89 231V230H88ZM188 231V230H187ZM186 231V232H187ZM193 231V230H191ZM238 231V230H237ZM262 231V230H261ZM258 231L257 235L259 238H263V232ZM80 232V230H79ZM90 232V231H89ZM75 233V232H74ZM85 233V232H82ZM95 233V232H94ZM190 233V232H189ZM93 234V233H92ZM77 235V234H75ZM85 235V234H84ZM200 237V236H199ZM232 237V236H231ZM86 238V236H85ZM84 238V239H85ZM93 238V237H92ZM83 239V238H82ZM87 239V238H86ZM96 239V238H95ZM94 239V240H95ZM232 239V238H231ZM93 240V239H92ZM88 241V240H86ZM104 242V243H105ZM201 242V241H199ZM86 245V242H84ZM102 243V242H101ZM79 244V243H78ZM88 244V243H87ZM228 244V243H227ZM84 245V244H83ZM199 245V244H198ZM79 246V245H78ZM195 246H197V244H195ZM194 246V247H195ZM77 247V246H76ZM81 247V244H80ZM85 247V246H84ZM83 247V249H85ZM99 247V246H98ZM106 246H104L105 248ZM227 247V246H226ZM108 248V247H107ZM198 248V247H197ZM106 249V248H105ZM196 249V248H194ZM108 250V249H107ZM77 251V250H76ZM85 250L80 251L82 255V257L86 256V251ZM196 251V250H194ZM197 252V251H196ZM44 253V252H43ZM201 253V252H200ZM199 253V256H200ZM232 254V253H231ZM91 254H89L90 256ZM108 256V255H107ZM81 257V256H80ZM81 257V258H82ZM100 257V256H99ZM196 257V256H195ZM116 258V259H117ZM193 258V257H191ZM87 259V258H86ZM100 259V258H99ZM108 259V258H107ZM110 259V258H109ZM120 260V261H121ZM192 260V259H191ZM118 261V259H117ZM190 261V260H189ZM91 262V261H90ZM86 262L84 261L83 264H85ZM88 263V262H87ZM93 263V262H92ZM91 264V263H90Z\"/></svg>","mask_w":264,"mask_h":264}]
</instances>
